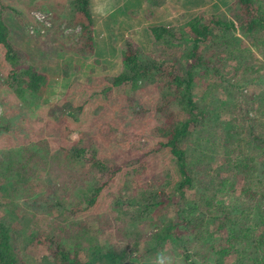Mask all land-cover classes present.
Listing matches in <instances>:
<instances>
[{
  "label": "trees",
  "instance_id": "16d2710c",
  "mask_svg": "<svg viewBox=\"0 0 264 264\" xmlns=\"http://www.w3.org/2000/svg\"><path fill=\"white\" fill-rule=\"evenodd\" d=\"M34 1L38 3L35 8L31 6ZM48 1H29L28 17L23 18L25 13L17 11L19 17H13L17 23L8 24L0 11V86L35 99L45 96L50 77L38 66L27 63L17 46L21 28L29 30L36 22L48 27L36 13L51 20L50 34L60 47L70 41V48L86 56H93L96 50L91 0H66L65 4ZM60 5L71 8L74 20L56 22V17L63 14L58 11ZM235 6L244 12L237 24L215 14L201 13L183 26L154 27L156 37L166 40L164 50L173 57L171 60L150 55L133 40L126 39L121 74L97 84L79 86L80 98L72 90L67 95L78 104L64 108L59 128L71 132L85 129L88 123L83 128L74 123H79V117H91L99 106L93 100L99 95L111 98L116 87L126 85L132 90L155 85L160 90L152 145L131 147V154L117 164L108 163L93 142L66 150V156L107 176L89 188L90 196L81 210L87 213L118 175L123 174L139 187L148 183L144 177L148 174L146 162L150 158L156 164L161 156L175 159L179 178L172 190H157L141 206L151 211L168 207L171 223L141 256L163 247L167 249L170 243V247L183 250L188 264H264V120L257 117L255 101L245 102L239 96L248 84L264 81L261 73L264 71V0H237ZM28 19L34 22L30 25ZM70 28L73 32H66ZM52 51L55 52V47ZM228 61H235V65ZM233 70L239 76L235 82L225 76V72L229 74ZM197 75L223 78L221 83L214 84L220 83L223 93L211 100L208 94L213 88L209 86L207 95L198 101L194 97ZM259 97L264 99V91ZM18 128L10 122L5 124L0 117L1 132L13 135ZM199 129L211 138L205 149L194 146ZM32 147L42 149L36 143ZM32 147L0 149V205L5 208L0 217V264H24L28 245L42 238L39 231H22L17 225L21 214L9 203L11 197L30 192L31 177L24 170L37 154ZM29 152L33 154L27 156ZM233 178L238 180L236 186L231 183ZM12 214L18 217L17 224L9 222ZM50 240L55 264H130L125 250L110 247L106 242L90 241L83 251L79 243H66L53 236Z\"/></svg>",
  "mask_w": 264,
  "mask_h": 264
},
{
  "label": "rangeland",
  "instance_id": "374dc122",
  "mask_svg": "<svg viewBox=\"0 0 264 264\" xmlns=\"http://www.w3.org/2000/svg\"><path fill=\"white\" fill-rule=\"evenodd\" d=\"M29 1L31 0H0V11H2L4 20L8 24L17 23L15 20L17 16L19 17L17 11H23L26 15L23 18H27V14L31 10L28 5ZM141 2L142 0H135L133 7L139 8ZM48 3L51 4L50 1ZM236 3L237 0H233L231 6L217 13L201 10L195 16L201 13L207 16L215 14L237 24L238 18L243 16L244 12L242 8L235 6ZM37 5L38 3L35 1L31 4L33 8ZM64 7L65 5L59 6L60 10L58 11L63 14L56 17L57 23L74 20L71 8ZM118 11L123 13L125 6L122 5ZM192 18L194 17L189 20ZM46 21L51 24V20L47 19ZM28 22L31 25L34 21L28 19ZM187 22L174 27L186 25ZM25 28H27L26 25ZM68 31L69 33L73 32L71 28L66 32ZM36 33L40 34L34 35ZM50 33V25L43 27L37 22L33 23L29 30L21 28L17 50L27 63L38 66L47 73L50 79H53L51 84L54 86L55 76L58 77L57 75L61 71L72 76L73 68H55V62H52L55 60L52 59L55 56V52L52 51L55 41ZM127 39L133 40L131 37ZM63 43L67 47L71 44L70 41ZM166 45L164 39V42L154 43L151 50L144 51L160 59L171 60L173 57L164 50L167 49ZM256 54L259 59L263 60L260 53ZM88 57L92 58L93 56ZM65 58L70 61L67 56ZM228 64L234 66L235 61L234 63L228 61ZM106 66H97L98 68H95L97 74H94L95 76L91 74L90 77L88 76L89 78L79 74V79L81 76L82 82L75 78L64 97L57 102L48 104L45 100L43 103L42 98L21 96L13 89L0 86V117L4 118L5 124L10 122L14 126H20V129L18 128L13 135L0 130V149L29 145L32 147V144L35 143L42 148L39 151L32 147L37 154L33 159H30L24 170L26 175L31 177L28 182L30 192L9 199V203L18 208L15 212L21 214L19 219L22 218L19 222L18 217L16 218L12 214L9 217V222L12 224L19 222L20 224L17 225H20L19 227L24 233L36 230L42 234L41 241L31 242L28 245L24 264H55L54 248L51 244L49 245L52 236L63 242L66 241V243H79V249H83V251L87 250L86 245L90 241L106 242L110 247L125 250L130 264H188L183 250L175 246L170 247V243H168L167 249L163 247L159 251L141 256L143 251L154 244L155 239L162 234L172 220V213L168 207H160L154 211L144 210L141 207L157 190H172L178 180L176 161L170 155L159 157L162 161L160 163L158 161V164L152 162V158L146 162L148 174L144 179L148 180V183L145 185L137 187L128 178L126 179V176L120 174L116 180L120 181L124 178L128 187L123 185L115 187V184L113 185L115 180L105 189L99 202L92 207V212L95 210L100 212L90 214L81 211L83 204L90 196L89 188L106 180L107 176L94 172L80 160L66 156V150L77 144L88 145L93 142L97 148H100V152L108 163L117 164L131 154V147H139L143 144L152 145L155 140L153 135V126L156 120L155 107L160 100V90L155 85L136 90L130 89L129 85L116 87L111 98L99 95L93 100L99 106L89 119L79 117V123L77 121L74 123L81 128L88 123L84 130L69 132L59 128L64 108L70 104H78L71 97H67L71 90L74 91L73 95L80 98L82 96L78 89L79 86L93 82L97 84L101 80L112 78L107 76L109 74L113 77L117 76L114 75L119 72L116 66L112 65L111 68ZM55 69H58L59 72H55ZM263 72L261 73L264 80ZM234 73L235 70L229 74L225 72L227 80L235 82L239 76H235ZM196 80L194 97L198 101L207 95L205 92L210 87L213 88L208 94L211 100L214 96H220L223 93V87L220 86L223 78L216 79L210 75H197ZM217 82H220L219 86H214ZM225 85L226 83L223 82V86ZM263 91L264 81L260 83L254 81L248 84V87L244 88L243 93L239 95L245 102L255 101L258 104L256 105V114L262 120H264V99L261 100L259 96ZM133 99H136L137 102L132 101ZM210 140L207 132L199 129L194 146L205 149ZM29 154H33V152L27 153V156ZM231 180L232 185L236 186L238 180L236 178ZM3 201L5 202V199ZM4 209L0 205V217L3 215Z\"/></svg>",
  "mask_w": 264,
  "mask_h": 264
},
{
  "label": "crops",
  "instance_id": "0c3cea01",
  "mask_svg": "<svg viewBox=\"0 0 264 264\" xmlns=\"http://www.w3.org/2000/svg\"><path fill=\"white\" fill-rule=\"evenodd\" d=\"M53 3H63L66 0H49ZM233 0H142L139 8L133 7L135 0H91V10L94 20V38L96 50L93 57L81 54L67 45L59 46L55 42V68L71 67L72 76L63 71L59 73L52 86L50 79L45 96L41 99L44 103L57 102L67 94V91L79 74L87 78L91 74H97L95 68L103 65L111 68L116 66L119 75L124 71L123 43L131 37L133 41L145 51L151 50L154 43L164 42V38H157L153 30L156 26L173 27L187 22L201 10L220 12L231 6ZM224 4V5H223ZM124 5L125 11L118 10ZM223 5V6H222ZM238 8V7H237ZM79 29V28H78ZM64 47V48H63ZM68 51H65L67 50ZM63 50V52L61 51ZM62 52L59 56L58 54ZM65 56L68 57V61ZM46 63V62H45ZM106 64V65H105ZM44 72V71H43ZM55 72H59L55 69ZM95 72V73H94ZM90 73V75H89ZM95 76V75H94ZM113 77L111 74L107 75ZM88 77V78H89ZM85 79V78H84ZM159 163L162 161L158 159ZM165 162V161H163ZM115 187H128L127 181L121 179L115 181ZM100 212V211H93ZM89 212L90 214L93 213ZM72 226V224H70ZM73 227V226H72Z\"/></svg>",
  "mask_w": 264,
  "mask_h": 264
},
{
  "label": "built area",
  "instance_id": "2783aa9c",
  "mask_svg": "<svg viewBox=\"0 0 264 264\" xmlns=\"http://www.w3.org/2000/svg\"><path fill=\"white\" fill-rule=\"evenodd\" d=\"M36 16H37L40 20L44 21L47 25H50V23L46 21L47 19H46V17H45L43 14L36 13Z\"/></svg>",
  "mask_w": 264,
  "mask_h": 264
}]
</instances>
